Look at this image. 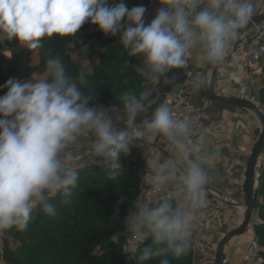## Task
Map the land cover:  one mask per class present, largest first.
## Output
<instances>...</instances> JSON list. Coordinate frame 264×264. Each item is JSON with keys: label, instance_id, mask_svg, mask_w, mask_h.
Returning <instances> with one entry per match:
<instances>
[{"label": "clouds", "instance_id": "obj_1", "mask_svg": "<svg viewBox=\"0 0 264 264\" xmlns=\"http://www.w3.org/2000/svg\"><path fill=\"white\" fill-rule=\"evenodd\" d=\"M110 2L0 0V42L15 40L35 50L46 39L75 36L87 22L105 36L119 34L128 56L142 59V74L158 82L171 70L187 69L194 54L205 66L223 62L254 14L252 0H155L159 7L146 23L147 6L129 8L119 0L110 7ZM87 51V45L80 49L85 57ZM83 83L84 71L70 77L55 57L46 61L42 78H10L0 86L6 89L0 96V238L14 227L25 230L37 205L54 215L55 205L48 201L58 194L72 197L78 185L72 146L81 137L87 138L91 164L105 167L113 180L125 171L122 157L147 144L152 173L147 183L156 202L132 206L123 223L142 245L140 264L158 257L160 264H170L169 256L187 254L196 213L204 204L205 164L218 154L208 151L203 136L193 139V118L174 117L165 103L141 118L152 89L124 93L122 107L105 106L91 104ZM204 83L195 77L193 89ZM161 137L170 156L155 147Z\"/></svg>", "mask_w": 264, "mask_h": 264}, {"label": "trees", "instance_id": "obj_2", "mask_svg": "<svg viewBox=\"0 0 264 264\" xmlns=\"http://www.w3.org/2000/svg\"><path fill=\"white\" fill-rule=\"evenodd\" d=\"M148 0H125L129 8L145 5ZM119 0H111L114 6ZM8 48H17L15 40L0 42ZM87 45V56L80 49ZM71 46V47H70ZM36 52L37 62H33ZM71 52L75 53V59ZM59 57L66 67V74L76 77L85 73V83L81 90L93 97L91 104L106 103L122 107L121 97L126 92L139 95L147 90L146 76L139 70L143 67L140 57H129L116 37L105 36L95 26L85 23L75 36L46 39L39 49L20 46L11 57L0 54V86L8 79L21 81L33 78L36 73L44 74L46 61ZM127 62V67H124ZM84 63H87L86 71ZM6 89L0 87V96ZM165 89L150 96L146 102L143 117H150L160 105ZM260 107L264 110V82L256 88ZM125 171L117 179L110 178L103 166H93L90 160L76 165L78 185L70 198L58 194L48 202L55 205L54 215H47L37 205L27 228L23 231L15 227L2 238L0 263L2 264H123L122 247L127 232L124 219L129 209L139 200L135 166L129 155L122 157ZM259 176L253 191V209L248 224L253 223L255 239L252 243L254 264H264V151L261 157ZM118 209V211H117ZM117 238H116V237ZM142 248V247H141ZM136 259L131 264H140ZM161 258L150 259L144 264H160ZM170 264H194V250L189 243L187 254L179 259L168 257Z\"/></svg>", "mask_w": 264, "mask_h": 264}, {"label": "crops", "instance_id": "obj_3", "mask_svg": "<svg viewBox=\"0 0 264 264\" xmlns=\"http://www.w3.org/2000/svg\"><path fill=\"white\" fill-rule=\"evenodd\" d=\"M147 2L145 6L148 11L145 14V22L150 23L159 5L155 0ZM252 3L254 4L253 15H256L262 10V0H252ZM232 45L224 61L219 64L214 89L220 95L249 100L264 112L256 95V88L264 82V75L257 77L255 87L252 86L253 93L249 79L242 68V59L239 55L232 53ZM190 61L189 69L194 76L204 79L206 66L198 62L195 54L189 59ZM191 66H194L196 71H192ZM145 76L146 88L152 89L153 97L160 92V81L157 82ZM192 85L193 82L188 88L189 99L203 113V129L200 136L204 137L208 151L218 155L215 159H209L205 164L208 183L205 185L204 204L196 213L197 226L192 228L190 244L193 245L194 264H213L219 240L241 222L242 209L238 207L243 202L246 166L261 127L258 120L249 112L210 99L205 92L204 85L200 90H194ZM72 147L78 157L75 166L90 160L87 155L86 137H81ZM155 147L165 156L172 154L168 142L163 137L158 138ZM150 151L151 146L147 144L140 149L131 150L129 157L137 169L151 171L146 164ZM211 192L227 197L231 202L221 201ZM194 234H197L195 240ZM250 237L251 232L247 229L243 234L231 239L230 246L225 251L227 258L225 264L231 263L230 259L237 256L235 251L245 246L250 241Z\"/></svg>", "mask_w": 264, "mask_h": 264}, {"label": "built area", "instance_id": "obj_4", "mask_svg": "<svg viewBox=\"0 0 264 264\" xmlns=\"http://www.w3.org/2000/svg\"><path fill=\"white\" fill-rule=\"evenodd\" d=\"M231 51L235 55H239L242 59V68L245 76L250 80V82L255 87V79L259 76L264 75V20L253 24L252 28L241 34L239 38L234 41ZM186 80L177 85V89L174 91L171 89L168 93H163L161 98V103H165L169 106L172 114L176 118H193L195 123L193 127V139H197L203 129V113L198 110L190 101L188 96V88L195 78L194 74L189 69V62L187 69H184ZM160 103V104H161ZM97 105L111 106L106 103H98ZM134 173L137 178V187L139 190V200L136 204L146 203L155 204V199L150 194V185L147 183V177L152 173L149 170L133 168ZM214 197L224 201L226 203L231 202V200L222 195L211 192ZM256 221V215H254L251 224H248V230L251 232L250 241L245 244V246L238 248L235 253L236 257L230 259V264H254L251 261L250 256L247 251L249 245L255 239L253 232V223ZM197 226L196 219L193 222V227ZM246 229V230H247ZM194 240L197 238V234L193 235ZM231 241V240H230ZM230 246V242L224 248V254L227 247ZM133 234L127 233L125 242L122 247V262L123 264H131L138 254V248H141ZM193 247V245H192ZM234 247V246H233ZM2 250V238H0V253ZM224 261L225 257H224ZM223 264H225L223 262Z\"/></svg>", "mask_w": 264, "mask_h": 264}, {"label": "water", "instance_id": "obj_5", "mask_svg": "<svg viewBox=\"0 0 264 264\" xmlns=\"http://www.w3.org/2000/svg\"><path fill=\"white\" fill-rule=\"evenodd\" d=\"M262 20H264V0H262V10L250 18L249 22L244 26V28L240 30V35L249 31L252 28L253 24H256ZM218 67L219 64L208 65L205 67L206 71L204 78V88L207 96L214 101L231 105L249 112L258 120L261 130L246 166L243 202L238 207L242 209L241 222L237 227L225 233L219 240L216 251L214 253L213 264H223L225 246L230 242L232 238L243 234L248 228L250 213L253 209V191L255 187V181L259 176L258 169L260 167L261 157L264 151V112L260 110L256 104L249 100L233 96L220 95L216 93L214 84L218 72ZM185 80L186 77L184 69H174L169 71L161 78L160 84L164 87L165 93H168L171 89Z\"/></svg>", "mask_w": 264, "mask_h": 264}, {"label": "rangeland", "instance_id": "obj_6", "mask_svg": "<svg viewBox=\"0 0 264 264\" xmlns=\"http://www.w3.org/2000/svg\"><path fill=\"white\" fill-rule=\"evenodd\" d=\"M19 47H20V45H19L17 48H12V49H11V48H8V47L2 45V47L0 48V54H3V55H5L6 57L9 58V57H11L12 53L17 52V50H18ZM70 47H71V46H70ZM71 56H72L73 59H75V53H74V52H71ZM33 62H34V63L37 62V55H36V52H35L34 55H33ZM189 63H191V61H190ZM83 65H84L86 71H89V69H88V67H87V63H84ZM191 69H192V71H196L194 66H191ZM43 76H44V74L36 73V74L33 76V79H39V78H42ZM257 79H258V78H256L255 81H256ZM249 82H250V80H249ZM252 86H253V84L250 82V88H251V90H253ZM177 88H178V87L175 86L173 90L175 91ZM253 93H254V90H253ZM245 232H246V231H245ZM247 253H248V255L250 256L251 261H255V255H254L253 247H252L251 245H249V249H248ZM224 257H225V259H227L226 256H225V254H224ZM224 263H225V261H224ZM0 264H1V263H0Z\"/></svg>", "mask_w": 264, "mask_h": 264}]
</instances>
